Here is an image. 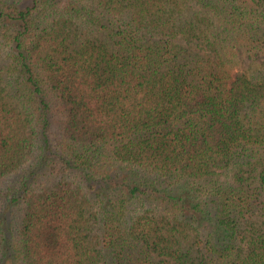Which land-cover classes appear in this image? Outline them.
I'll list each match as a JSON object with an SVG mask.
<instances>
[{"label": "trees", "instance_id": "16d2710c", "mask_svg": "<svg viewBox=\"0 0 264 264\" xmlns=\"http://www.w3.org/2000/svg\"><path fill=\"white\" fill-rule=\"evenodd\" d=\"M0 264H264V0H0Z\"/></svg>", "mask_w": 264, "mask_h": 264}, {"label": "rangeland", "instance_id": "374dc122", "mask_svg": "<svg viewBox=\"0 0 264 264\" xmlns=\"http://www.w3.org/2000/svg\"><path fill=\"white\" fill-rule=\"evenodd\" d=\"M0 211H1V209H0Z\"/></svg>", "mask_w": 264, "mask_h": 264}]
</instances>
